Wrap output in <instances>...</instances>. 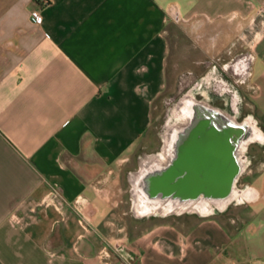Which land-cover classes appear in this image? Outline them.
I'll use <instances>...</instances> for the list:
<instances>
[{
    "label": "crops",
    "instance_id": "crops-1",
    "mask_svg": "<svg viewBox=\"0 0 264 264\" xmlns=\"http://www.w3.org/2000/svg\"><path fill=\"white\" fill-rule=\"evenodd\" d=\"M263 8L264 0H0V264H264V165L246 170L244 152L235 173L231 146L202 121L172 125L162 158L112 173L144 146L166 86L168 23ZM258 27L245 119L263 129ZM178 128L181 146L167 151ZM51 186L85 200L91 231L49 198ZM203 198L215 200L206 214L137 210Z\"/></svg>",
    "mask_w": 264,
    "mask_h": 264
},
{
    "label": "rangeland",
    "instance_id": "rangeland-1",
    "mask_svg": "<svg viewBox=\"0 0 264 264\" xmlns=\"http://www.w3.org/2000/svg\"><path fill=\"white\" fill-rule=\"evenodd\" d=\"M258 26H262L259 12L248 15L247 11L229 14L221 20L195 16L168 23L166 86L152 104V120L144 146L129 161L114 167L112 173H134L141 160L162 158L160 148L166 132L182 122L176 116V104L186 96L203 100L237 120L251 117L254 87L249 62ZM239 61L240 68H234ZM259 129L264 135V128ZM245 164L246 170L264 165V137L262 142L247 147ZM123 185L131 187L128 182Z\"/></svg>",
    "mask_w": 264,
    "mask_h": 264
},
{
    "label": "bare ground",
    "instance_id": "bare-ground-1",
    "mask_svg": "<svg viewBox=\"0 0 264 264\" xmlns=\"http://www.w3.org/2000/svg\"><path fill=\"white\" fill-rule=\"evenodd\" d=\"M176 116L184 120L185 124L188 126L189 124L193 125L195 123L194 121L200 120L207 129L214 130L219 136H223L227 143L231 146L233 159L237 164H239V171H236L235 173H240L243 169L244 152L247 145L263 141V133L258 129L252 120L248 119L243 123H236L231 116L226 114V112H221L204 102L195 101L193 98L188 96L182 98L178 102ZM186 125L183 127L185 128V131H187ZM182 132L183 129L179 128L169 132V138L166 143L167 151L174 145L176 146V143L181 146V144H179L180 142H177V139ZM208 136L210 139L213 137L212 135ZM234 196L235 192L232 190L226 199L218 202L219 206L225 205V203ZM212 202H215V200L203 198L199 201L193 200L183 203L178 202L175 206L172 204L171 208H166V204H163L161 207L156 204L147 210H143L141 208L137 210L140 214L153 213L157 210H160L162 213H178L184 210H193L201 214H206L210 211Z\"/></svg>",
    "mask_w": 264,
    "mask_h": 264
},
{
    "label": "built area",
    "instance_id": "built-area-1",
    "mask_svg": "<svg viewBox=\"0 0 264 264\" xmlns=\"http://www.w3.org/2000/svg\"><path fill=\"white\" fill-rule=\"evenodd\" d=\"M259 15L262 18V24H264V8L259 10ZM32 17L36 23H41L42 16L38 11H32ZM48 196L51 200L59 201L62 205H67L72 208V210L76 213L78 223L84 230V232H88L92 230V223H91V216L90 214L84 210V199L81 197H77L72 202L65 199V197L62 195V193L59 191V189L56 186H51ZM100 259H106V257L109 256L108 249L106 247H103V249L100 251Z\"/></svg>",
    "mask_w": 264,
    "mask_h": 264
},
{
    "label": "flooded vegetation",
    "instance_id": "flooded-vegetation-1",
    "mask_svg": "<svg viewBox=\"0 0 264 264\" xmlns=\"http://www.w3.org/2000/svg\"><path fill=\"white\" fill-rule=\"evenodd\" d=\"M242 65V62H237V63H235L234 64V68L236 67L237 69L238 68H240L239 66H241ZM214 109H217V110H219V111H221V112H224L223 110H220V109H218V108H216V107H213ZM226 114H228V113H226ZM229 116H231L230 114H228ZM233 119H234V121L236 122V123H238L236 120H235V118L233 117V116H231ZM245 120H248V119H244L242 122H239V123H243ZM190 211H193V210H190Z\"/></svg>",
    "mask_w": 264,
    "mask_h": 264
}]
</instances>
